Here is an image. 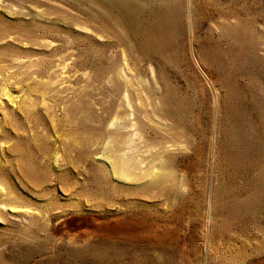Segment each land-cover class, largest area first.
Listing matches in <instances>:
<instances>
[{
  "label": "rangeland",
  "instance_id": "374dc122",
  "mask_svg": "<svg viewBox=\"0 0 264 264\" xmlns=\"http://www.w3.org/2000/svg\"><path fill=\"white\" fill-rule=\"evenodd\" d=\"M7 1L0 0V30L11 27L14 40L5 47L0 43V73L9 74L11 82L38 71L92 74V79L73 81L79 91L70 90L69 95L79 109H72L71 116L66 117L61 107L46 113L40 105L32 107L34 112H11L10 124L17 127L11 128L8 145L17 149H9L8 159L15 167L19 161L33 162L56 186L55 198L65 194L59 185H75L71 201L89 199L91 209L74 215H58L56 210L33 232L12 225L11 210L3 211L8 219H0V264H219L224 259L216 261L213 244L216 236L220 241L218 232L234 237H226L224 243L231 242V263L240 264L238 246L257 235L258 219L264 214V0H136L144 10L136 16L140 24L134 39L112 18L100 20L97 15L102 12L92 0ZM155 14L162 20L155 21ZM143 37L160 50L137 53L135 44ZM117 71L133 74L141 90L158 82L156 92L181 99L175 108L179 124L164 120L152 107L154 122H141L137 129L124 114L107 115L109 106L116 110L126 104L119 86L108 84ZM142 93L149 103L145 90ZM52 112H57V119ZM74 112L88 117V123L72 120ZM123 124L133 134L128 139L143 162L141 172L158 160L157 164L171 162L179 189L150 197L134 191L141 189L131 182L103 179V166L95 157L106 156L108 139L100 141L98 153L84 155L75 138ZM54 134L61 142L57 167L43 161L54 152Z\"/></svg>",
  "mask_w": 264,
  "mask_h": 264
},
{
  "label": "bare ground",
  "instance_id": "6f19581e",
  "mask_svg": "<svg viewBox=\"0 0 264 264\" xmlns=\"http://www.w3.org/2000/svg\"><path fill=\"white\" fill-rule=\"evenodd\" d=\"M4 2H8V1L4 0ZM92 3L98 10H100L102 12V13L97 15L98 18H100V20L106 21L107 19L112 18L119 26H121L122 28H124L128 32L130 37H132V38L138 37L137 33L139 32V30H138L137 25L140 24L139 23L140 19H138L136 16L138 13L143 12V10H144V8L141 6V4L139 2H137L136 0H92ZM1 5L2 4H0V6ZM9 7L10 6L8 5V3L5 5L3 4V8L5 9V11ZM161 8H163V6ZM167 10L169 11L168 8H167ZM148 12H149V10H148ZM170 12H168V13H170ZM172 12H173V10H172ZM156 13H158V12H156ZM141 15H142V13H141ZM149 16H151V15H149ZM169 16H166V17H169ZM171 16H174V15H171ZM155 17H156L155 21L162 20V18H160L161 16L159 17V14H155ZM151 19L152 18H150V20ZM0 24L2 26V23H0ZM10 29H12V28L10 27ZM10 29H9V27L5 26L4 30H3V28H2V30H0V43L3 47L7 46L10 43L11 39L14 40V38L11 37V35H10ZM19 38H22V37H19ZM19 38H18V40H20ZM29 39H32V38L31 37L28 38V41H30ZM35 40H37V38ZM20 41H22V40H20ZM31 42L33 43V41H31ZM35 43L38 44V40L35 41ZM154 44H156V43H154ZM135 48L137 50V53L138 52L146 53V52L155 51V50H156L155 52H158L160 50V47L158 45L153 46V43L146 40L145 38L142 41L136 42ZM151 53H153V52H151ZM5 55H3V56H5ZM144 59H145V57H144ZM5 61H7V60H5ZM22 63H23V61H22ZM1 64H3V63H1ZM26 66H28V65H26ZM5 67H6V65H5ZM6 68L8 69L9 67H6ZM3 69H5V68H3ZM7 69H5V70H7ZM62 70L63 69H60L59 72L55 71L53 73H47L46 75L39 73L40 71H38V73L32 72L33 74L29 75L30 72L28 71L29 73L27 75H25V78H23L20 75L22 78L21 79L17 78V80H14L15 82H11L13 79L10 81L11 78H10L9 74L7 75V74H2V72L0 73L1 74V77H0V219L7 220L8 217L4 215L5 212H3V211H10L11 210V212H9V213H11L14 216L13 218H15L14 221L11 222V224L23 226L24 228H28L29 231H32V232H33L34 226L36 227V225L39 224L40 221H42L43 224H45V222H47V218L50 215H53V212H55L56 210H60V212L58 211V215H60L61 213H68V212H72V214L74 215V213H78L79 211H87V207L89 206L88 204L91 203L90 200L86 199V198L84 200H81V201L76 200L77 202H75V204H74V202L71 201L73 198L72 196L76 195L75 185L72 186V185L66 184L67 187H64L63 185L62 186L59 185L60 188L59 187L58 188L60 189V191L62 190L65 194H62V196L60 198H55L54 195L57 191L56 186H53L51 184L52 180L47 182V179H45L46 178L45 173L40 168L36 167V165L33 162H29V164L24 165V164H21V161H19L20 163H18L15 167L8 159L9 149L12 148L8 145L9 142H11V140L9 139L11 136V128L13 129L14 126H16V125L10 124V114H12L11 112H14L17 109L19 111H24V113L26 111V113H27V111H33L32 107H34V110H36L35 108H37V107H35V106L40 105V106H42V108L45 107V109H44L45 111L50 110V109L51 110L53 109L55 111L56 110L55 108L61 107L64 115H66V117H67V116H71L72 109L78 108L77 107L78 103L73 106V104L71 102V101H73V100H71L73 96L69 95L70 90H73V91L77 90V92L75 91L76 93H78V91H79L78 88L77 89L74 88L75 85H73V81H75L77 79V82H79L78 77H82L83 79L86 77V78L90 79L92 77V74L89 71L88 72L82 71L83 73L80 72L81 74L78 73L79 71L78 72L76 71V73H74L75 72L74 71L73 72L74 74H73L70 71H66V70L62 71ZM25 71H27V70H25ZM25 71H23V72H25ZM124 72H118L117 71V73L114 74L115 76H112V78H110L108 80V84L113 85V86H119L118 87L119 90L122 91V95L126 99V101H124V102H126V104L124 106L120 104L116 110H115V108L112 110L111 106H109L111 108V110H110V108H109V111L107 109V111H108V112L106 111L107 115L111 114V116H112V114H113V116H118L120 114H124L125 118H128L127 120L130 121L132 129H137L138 124L148 122L150 125V122H152V121L154 122L153 118L151 117V112L149 110V107H152L153 113L160 115L164 120L171 121L176 125L179 124L178 123L179 116L177 115L178 113L176 114L175 108H176V103L178 104V106L180 105L179 101L181 99L179 101H177L178 98L176 100L175 99L176 97H174L171 93H162L161 94L159 91L156 92V89L158 88V85H159L158 82H155L154 83L155 86H153V87L144 86L143 89L141 90L139 88V85H137V83L134 82V75L124 73ZM25 73H27V72H25ZM23 76H24V74H23ZM93 76H94V74H93ZM11 77H14V76L12 75ZM44 78H46V81ZM140 78H138V79H140ZM84 80L86 81V79H84ZM76 85H79V84H76ZM143 90H145L148 98L150 99L149 103H146V101L144 102L145 99L143 100V97H144L143 93H142ZM134 96L137 98L136 101H134V98H133ZM49 101H53L54 103H52V105H50ZM181 106H182V104H181ZM79 107H81V106H79ZM83 107L84 106H82V108ZM104 112H105V110H104ZM46 113H47V111H46ZM56 113L57 112H55V114ZM76 113L74 112L75 116L72 115V118H73L72 120H75L76 122H78L80 124L82 123L83 125L88 123V120H89L88 117L83 116V115L79 116V114L76 115ZM181 113H183V112H181ZM43 114H44V112H43ZM52 114H53V117L56 116L54 114V112H52ZM141 114L144 115L146 122L145 121L143 122ZM39 115H37V116H39ZM49 118L51 119V113H50ZM36 119H37V117H36ZM55 119H57V117H55ZM113 119H115V118H113ZM27 120H29V119H27ZM38 121H40V119ZM54 121L55 120L53 118L52 122H54ZM75 121H74V123H76ZM114 121H117V120L115 119ZM12 122H14V121H12ZM110 124H111V122H110ZM112 124H113V122H112ZM28 125L29 124H27V127H28ZM127 126L128 125L123 124V126L122 125L117 126L119 128H116L115 130H111L110 128L107 127L105 130L97 131V132H95L96 130L95 131L90 130V132L86 133V136L78 138V136H79L78 135L77 138H75V139L77 141L79 140L78 142H80L82 147H84L83 148L84 149L83 150L84 155H92L94 153H98L99 150H98L97 146H98V144H100V141H103V139H105V140L108 139V145L110 146V148L108 151H105L106 154L105 153L104 154L106 156L100 155L98 157H95V159L103 166V168H100V170H99V171H101L100 173H101V176L103 177V179H107L109 177H112V178L122 180L125 182H131L128 184H130L132 187L136 186L137 189H138V187L141 189V190H139V189L135 190V188H134V191L140 192L143 195L144 194L150 195V197H151V194H153V195L155 194V195H157V197L163 196V195L165 196L166 193H168L169 191L172 192V191H174V189H179L180 184H179L178 178L176 176V174H178V173L175 174V172L170 168L171 162L169 163L168 161H166L165 163L161 162L162 163L161 164L159 162V164H157L159 161L158 160L156 162L157 165L155 163L154 164L151 163L150 165L146 166L147 168L143 172H141L142 171L141 165L143 162L140 161L134 155V152H133L134 147L132 146L133 143L129 142V139H128V137L132 138L133 134H129L130 131L125 129V128H127ZM146 126H148V125H146ZM164 128H166V129H163V130H166V131L169 130L167 127H164ZM14 129H13V131H14ZM16 129H18V128H16ZM23 129H25V127ZM170 129L173 130V129H175V127H173L171 125ZM19 130H20V128H19ZM15 131H17V130H15ZM25 131H26V129H25ZM32 131H33V129H32ZM104 131H106V134ZM20 132H17V133H20ZM23 135H25V134H23ZM31 135H32V133H31ZM106 135H107V138H104ZM52 138H53L52 140L55 144L54 145V147H55L54 152L51 153L52 155L50 154L49 157L47 156L48 158H46V156H45L43 158V161H44V163L47 161L48 164L51 163L53 167H57V165L60 164V157L61 156L59 157L60 152L58 150L61 147L60 146L61 142H60V140H57V136H55V134L52 136ZM75 139L73 141H76ZM77 141H76V143H78ZM76 145H78V144H76ZM183 145L184 144H182V147H183ZM164 147H165V145H164ZM15 148L16 147L13 146V149H15ZM13 149H11V150H13ZM164 150H167V147H165ZM160 152H162V150ZM156 153H158V152H156ZM15 154H17V153H15ZM41 154H42V152H41ZM46 155H48V154H46ZM27 157H29V156H27ZM60 168H62V167H60ZM142 169H143V167H142ZM52 174L54 175L53 172H52ZM179 180H181V178ZM73 181H75V180H73ZM111 186H113V185H111ZM233 189H235V188H233ZM129 192L132 193L133 190H130ZM171 192L169 193V195L171 194ZM232 192L233 191H231V193ZM142 194L140 196H142ZM63 195H65V197ZM70 197H72V198H70ZM129 203H132V202H129ZM8 208H11V209H8ZM89 208L90 207H88V209ZM225 208H227V207H225ZM215 209H217V208H214L213 210H215ZM210 212L212 214L211 206H210ZM215 213H217V212H215ZM56 215H57V212H56ZM222 215H224V214H222ZM259 218L260 219H258L259 220L258 224L256 223L257 224V227H256L257 228V235L254 238H249V237L245 238L240 243V245L238 246L239 255H240V259H238V260H240V264H264V214ZM77 219H78V217L73 219V221L71 222L72 225H74L77 222ZM24 222H27V224H24ZM34 230H35V228H34ZM217 234L220 237V241L218 240V238L216 236V238L214 239V242H213L214 247L216 246L215 249L217 250L216 261L217 260L220 261V260L224 259L221 262L218 261L219 264H233V263H231V261L235 257L234 254H233L232 259H230V260H229V256H228L230 248L232 249L231 242L230 243L229 242L224 243V241L226 240V237L230 241H234V237L229 236V233H225V232H218ZM28 237H29V235L27 236V238ZM216 239H217V241H216ZM204 242H206V240H204ZM235 247H237L236 244H235ZM206 249H207V253L210 252V245ZM232 251H233V249H232ZM207 255H209V254H207ZM225 259L228 260L229 262L227 261V263H226ZM238 263H239V261H238Z\"/></svg>",
  "mask_w": 264,
  "mask_h": 264
}]
</instances>
